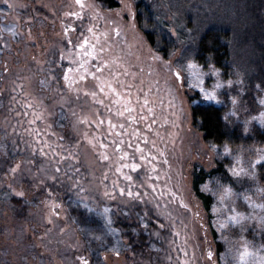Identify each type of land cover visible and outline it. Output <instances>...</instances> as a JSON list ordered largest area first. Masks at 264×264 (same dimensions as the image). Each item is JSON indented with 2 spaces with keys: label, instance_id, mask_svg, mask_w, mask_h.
<instances>
[{
  "label": "rangeland",
  "instance_id": "obj_1",
  "mask_svg": "<svg viewBox=\"0 0 264 264\" xmlns=\"http://www.w3.org/2000/svg\"><path fill=\"white\" fill-rule=\"evenodd\" d=\"M114 1L0 0V264H264L258 51L238 50L226 76L204 68L184 21L200 6L209 22L216 1L145 0L175 41L163 58L137 25L134 0ZM220 10L223 20L244 14L237 0ZM195 103L221 108L250 140H205ZM219 166L229 180L215 174L201 186L213 197L208 213L193 172ZM12 197L24 202L22 218ZM113 218L147 234L148 247L121 242Z\"/></svg>",
  "mask_w": 264,
  "mask_h": 264
},
{
  "label": "trees",
  "instance_id": "obj_2",
  "mask_svg": "<svg viewBox=\"0 0 264 264\" xmlns=\"http://www.w3.org/2000/svg\"><path fill=\"white\" fill-rule=\"evenodd\" d=\"M211 1H216L219 7L214 4L208 9L209 22L206 17L203 18L198 15L203 10L200 6L191 7L185 17L186 29L192 32L193 30L196 31H194L197 36L193 52L194 59L204 68L212 65L220 69L226 76L230 72L231 64L235 63L238 50L243 53L246 48L251 46V48H255V51H258L256 59L259 58L260 63H263L264 0H237L239 10L244 12L243 16H238L239 13L237 12L236 17L226 20H223L220 15L221 5L225 0ZM98 2H104L109 8L117 6L114 0H98ZM134 2L138 27L142 30L150 46L163 58H168L174 49V38L168 32L163 33L161 26L158 23L156 24L149 7L145 4V0H134ZM196 15L199 17L198 20L195 18ZM252 57L254 56L245 52L242 58L251 60ZM191 115L193 126L203 134L205 140L214 144H227L236 147L250 140L226 126L222 120V109L217 106L200 103L192 104ZM215 174H223L224 178L228 179L222 166L211 171L196 169L193 172L192 189L208 213L212 208L213 197L203 192L201 186ZM259 175L261 183L264 184V166L260 167ZM10 203L13 206L14 213L22 218L25 215L24 202L21 199L12 197ZM110 222L111 231L117 233L121 242L124 238L129 240L128 244L132 249L148 247V236L144 232L135 229L128 222L123 221L122 218H113Z\"/></svg>",
  "mask_w": 264,
  "mask_h": 264
},
{
  "label": "snow or ice",
  "instance_id": "obj_3",
  "mask_svg": "<svg viewBox=\"0 0 264 264\" xmlns=\"http://www.w3.org/2000/svg\"><path fill=\"white\" fill-rule=\"evenodd\" d=\"M76 3H77L78 5H80L81 7L84 6V5H83V0H76ZM89 31H91V29H90ZM117 34H118V33H117ZM70 42H71V41H70ZM87 43H88V41H87V40H84L83 43H81V44L79 45V47L83 48ZM188 67H189V68H195L196 65L193 64V63H189ZM69 71H71V70H69ZM193 75H196V73L194 72ZM176 76L179 78L180 73L177 72V73H176ZM64 78H65V80H68V79H69V77H68L67 75H65ZM231 83H232V81L229 80V81H228V84L231 85ZM202 85H203V80H199V84H198L197 86H200L201 91L205 93L206 98L209 99V100L216 99V95H215V93H208V92H206V91L203 89ZM220 87H221L220 84H216V88H220ZM101 91H103V88H101ZM92 95H95V93H92ZM233 103H235V100H233ZM260 103H261V104H264V99H261V100H260ZM262 115H264V113H262ZM225 118L227 119V117H225ZM110 123H111V122H110ZM262 123H264V121H262ZM228 151H229V149H228L227 146H226V147H225V152H228ZM105 158H107V157H105ZM142 158H143V157H142ZM261 161H264V157H261ZM258 163H259V162H258ZM130 167H132L133 169H136V168L138 167V165H136V164H132V165H130ZM240 171L242 172V171H244V170H243V169H240ZM233 172H234L235 175H239V174H240V173L237 172L235 169H233ZM254 175H255V174H253V176H254ZM128 179H131V177H128ZM121 192L123 193V192H124V189H121ZM131 194H132V193L129 192V195H131ZM21 195H22V193H21ZM248 254H249V253L247 252V250H245V252L241 254V260H243L244 257H245L246 255H248ZM209 256H211V253H209ZM82 259H83V258H82ZM83 264H88L87 260H84V261H83Z\"/></svg>",
  "mask_w": 264,
  "mask_h": 264
}]
</instances>
